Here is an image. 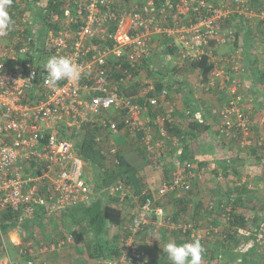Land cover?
Instances as JSON below:
<instances>
[{
    "label": "built area",
    "instance_id": "built-area-1",
    "mask_svg": "<svg viewBox=\"0 0 264 264\" xmlns=\"http://www.w3.org/2000/svg\"><path fill=\"white\" fill-rule=\"evenodd\" d=\"M60 1V12L52 13L41 34L35 17L40 1L12 0L21 14L12 20L11 31L0 36V264H49V255L74 243L72 233L53 240L41 228L43 221L90 204L94 194L87 164L74 141L60 135L62 128L79 131L88 123H100L112 135L114 160L119 150L113 140L116 135L137 141L150 155L164 149L167 140L179 145L168 128L174 125V110L158 112L168 91L152 97L154 81L146 78L140 95L125 90L134 81L136 66L150 60L162 43L173 47L184 63L208 57L213 65L200 89L222 95L220 138L241 150L264 149V133L254 132L251 115L242 105L239 76L246 71L242 59L216 58L212 51L213 44L226 46L234 39L235 31L227 22L237 11L254 15L248 0H231V4L180 0L176 5L156 0ZM12 3L9 11L15 14ZM53 55L71 58L79 65L80 78L61 80L56 87L45 83V65ZM151 110L157 112L155 116ZM185 116L191 119L192 114L186 111ZM206 172L199 163L176 161L171 178L155 196L143 202L135 198L137 214L121 239L120 256L100 264H146L140 235L153 217L172 231L191 232L186 242L202 243L217 233L213 227L200 231L191 221H174L161 202L172 194H190ZM127 191L129 186L119 184L110 194ZM13 221L17 225L5 231ZM239 233L252 235L246 230ZM256 242L264 243V223ZM253 245L250 239L241 248L248 251Z\"/></svg>",
    "mask_w": 264,
    "mask_h": 264
},
{
    "label": "trees",
    "instance_id": "trees-1",
    "mask_svg": "<svg viewBox=\"0 0 264 264\" xmlns=\"http://www.w3.org/2000/svg\"><path fill=\"white\" fill-rule=\"evenodd\" d=\"M41 3L40 9L35 13V17L40 20L41 23V34H45V31L48 27V21L51 17L52 13H59L62 7V2L60 0H38ZM129 1V0H126ZM157 2H170L173 5H176L180 0H156ZM258 1V0H255ZM263 0H259V2ZM216 4H219V1L215 0ZM264 3V2H263ZM16 10V13L13 14L9 11V15L13 20L19 14L18 5L16 3H12ZM256 5V2H252L251 5ZM262 25V23H261ZM259 27H261L259 25ZM237 33H235V37ZM264 38V37H263ZM264 42V39H263ZM162 49L159 50L158 54L164 53L169 60L173 58L176 54V50L171 46H162ZM194 70H198L201 72L204 81H206L209 77L213 69V65L209 63L208 57H203L200 61L194 62L190 64ZM124 67H128L127 64H124ZM151 66L148 61H144L141 64H138L134 73V81L130 85L129 88L125 89L128 95H140L147 84H144L146 79H150L154 81L155 88L151 93L152 97H157L160 95L163 89L168 91V99H172L174 95V83L172 84V80L175 77V74L172 75L169 72L165 71V68H161V70L157 72H153L150 70ZM114 71V68H113ZM116 71V66H115ZM146 72L148 75L143 77L142 72ZM111 75L117 78L116 72H111ZM146 78V79H145ZM167 79V80H166ZM175 79V78H174ZM166 98V99H167ZM166 101V100H164ZM161 102V105H163ZM142 102V101H141ZM164 111V110H163ZM161 109L158 112L163 114L167 113V111L163 112ZM155 113L151 110L150 115L155 116ZM122 125H120V128ZM192 126V125H191ZM169 128V132L171 135H181V129L179 127H171ZM77 131V130H75ZM68 131L62 128L60 135L73 140L77 149L78 154L83 159V161L91 166L92 172L89 176L92 187H93V196L90 204L80 205L76 208L68 210L65 212V218H69L73 220V223L76 225L77 229L72 232L74 242L76 244H83L86 246L87 253L89 259L92 261V264H100L103 261L114 260L120 256V252L122 249L121 240H117L116 238L112 241L107 239V227L112 225L116 228L124 229L128 224V220L125 216V211L121 207V197L116 192L114 195L110 194L112 188H116L119 184H123L124 186L133 187L136 189V197H138L139 202H143L147 197H153L154 194L146 191L144 189V185L141 182V178H139V174L141 168L136 166L137 162L131 156H127L118 150L117 156L112 160L110 157V142L112 140V135L106 129H104L100 123L91 124L88 123L82 126L81 130ZM183 137V136H182ZM188 138H183V150L180 156V160L182 162L193 161L194 155L191 153V147L188 143ZM236 147L237 144L233 143ZM239 146V145H238ZM252 154L257 158L258 162H262V157L260 158V154L264 149H259L257 147H253ZM139 155L141 159L144 161V164H150L149 160H157L160 154L155 153L151 155L147 152V150L142 147L139 150ZM148 154V155H147ZM159 156V157H157ZM236 161L242 162L239 158V155H236ZM161 164V161H158ZM172 163V162H171ZM202 165V164H201ZM165 169V172L169 171L168 165H163L162 167ZM263 168V177H264V167ZM228 168H224L225 179L229 181L227 185V189H220L216 187L215 192L209 196V199L214 200L215 206L209 207L208 205L200 204L196 209L195 220L191 221L195 225L200 226L201 214L200 212L203 210L207 216L213 218L215 217H223L225 216L228 220H226V228L224 231H221L218 234L213 233L208 239L213 240L211 243V264H263L260 261V258L257 257V254H260V246L259 243L256 242V234L261 224L264 223V195L259 192L258 196L256 192H252L248 187V184H240L238 183H230V179L228 177ZM219 170L214 169L213 173L216 174ZM242 176V174H241ZM240 174H235V177L238 181L241 178ZM168 177V174H167ZM170 179V178H169ZM166 180L165 182H167ZM164 182V183H165ZM100 194V195H99ZM191 195V194H190ZM184 195L182 198H169L170 201H173L174 208H177L176 213L167 214L173 217L174 221H180L183 219V214L188 212V205L190 203L189 196ZM179 207V208H178ZM241 207H246L253 211L252 216L250 218L244 217L242 214L238 213V210ZM230 208V210H228ZM8 216V215H7ZM15 218V217H14ZM187 221L186 218L183 219V222ZM6 224V222H5ZM215 224V222L213 223ZM17 225L16 221H13L8 226L4 227L5 231L13 228ZM11 226V227H9ZM147 230V228H145ZM144 230V231H145ZM240 230H246L251 232L252 235L248 238L239 233ZM128 229L126 230V235ZM191 232L187 234L180 232H167L164 231L161 233V243L158 250H160V257L157 264H170L167 254L164 253V245L170 240H174L175 243H185L190 238ZM120 238V237H119ZM254 241V245L246 252L241 248L246 245L249 240ZM141 245V243H140ZM156 248V247H155ZM149 246H145V252H152ZM240 250V251H239ZM263 256L261 255V259ZM202 264L206 263L204 257L202 259ZM210 264V263H209Z\"/></svg>",
    "mask_w": 264,
    "mask_h": 264
},
{
    "label": "crops",
    "instance_id": "crops-1",
    "mask_svg": "<svg viewBox=\"0 0 264 264\" xmlns=\"http://www.w3.org/2000/svg\"><path fill=\"white\" fill-rule=\"evenodd\" d=\"M226 1L228 4H231V0ZM248 1L255 16L253 14L247 13V11H237L236 14H234L227 22V26L232 27L235 33H237V36L234 37L230 44L226 46H215L213 44L212 51L214 57L216 58L238 55L242 59V64L246 69V71L239 76L242 85V105L247 113L251 115L254 125V132L256 134H263L264 47H262V44L264 43V19L261 17V14L264 13V0L263 2H259V0ZM252 2H256V5H251ZM259 25L261 27H259ZM165 45L166 44L162 43V45L159 46V49ZM159 49L156 52L157 54ZM172 59H176L174 66L169 65ZM165 60H167V63L164 61V64L166 65L162 68H165V71L169 72L171 75L172 73L175 74V79L173 78L172 80V84L174 83V95L172 96L171 100L167 98L166 101L162 103L163 105H161V110H164L165 112L170 109L174 110L173 127H179L182 132L181 135L183 136L173 135L178 138L179 145L176 146L175 142L167 140V145L159 152L160 157L157 156L159 158H157L156 161L149 160L151 162L150 164H144V161L139 155V150L142 149V146H140L137 141L131 142L127 137L122 135H116L115 139L118 149L121 150V152L125 155L134 158L137 162L136 166L141 168L139 178H141L144 189L155 196L162 184L171 178L176 161L180 159L183 150V138L187 137L189 139L187 144H189L191 147V153L194 155L193 157L195 159L193 162L199 163V165L205 168L207 172L205 174L204 181L196 183L193 192L190 193L191 195L188 194L190 195V203L188 205V212L183 214V219L188 218L191 219V221L195 220L194 217L196 216V208L200 206V204L204 203L207 205L209 203V196L215 192V185H217V181L219 180L218 177L221 174H224V171L221 170L224 168L229 169L228 177L231 180L230 183L234 184L239 182V185L240 183H249L248 187L251 189L254 181V187H256L254 189H256L257 196L259 192H263L261 194L264 195V177L262 176V167H264V150L260 154V158H263L262 162L259 163L258 160H256L257 158L252 154L253 150H241L236 146L224 142L220 138L218 131L220 125L219 111L224 102L222 95L216 90L206 91L204 89H200V85L204 82L201 72L194 70L190 64L182 62L178 58L177 53L173 58H171V60H169L168 57L165 58ZM151 69L158 71L152 66ZM186 111L191 112V119L185 116ZM200 117L201 119H199ZM236 155H239V158L242 162L235 163L237 160ZM158 161H161V164L158 163ZM165 164L169 166V171L172 166L171 171L168 173L162 168ZM214 168L219 170L216 174L212 172ZM235 174H240V176L242 174L239 181L235 177ZM227 183H229V181H227ZM226 187L225 189H227ZM130 188L131 191H127V194L119 193L121 197V207L125 211L128 224H130L136 217L138 210V203L135 200L137 195L136 189L133 187ZM251 191L254 192L253 189H251ZM173 197L182 198L185 196L180 194H172L161 201L163 202L165 212L169 215H172L177 211V208H174V204H172L173 201L169 200V198ZM161 202H158V204ZM238 213L242 214L246 218H250L253 211L247 209L246 207H241L238 210ZM200 214V224L202 225L204 222L206 223L204 226H198L200 231L203 229L202 227L215 228L217 231L215 234L220 233L221 229L222 231L225 230L227 225L224 220V223H219V217L214 216L211 218L207 216L203 210L200 212ZM214 222L215 224H213ZM128 224L123 230L120 229V232L125 234ZM146 228L147 230L144 229L145 231H143L140 235V242L142 245L146 246V244H148L150 247L152 244L150 242V238H153L154 236L158 240L157 244L153 243L154 248L157 246L159 247L161 243L160 235L162 232H176L172 231L166 225L161 224L156 217H153V219L150 221V224ZM117 230L119 231V228L109 225L107 227V236L116 234V236L114 235L115 237L113 236L111 239L113 240V238L115 239L117 237L119 239V232ZM213 233L214 232H212V234ZM209 237H207L201 244L206 250L203 254V257L206 263L211 264L210 249L213 240L208 239ZM170 241L174 242V240ZM261 255L257 254V257L261 259Z\"/></svg>",
    "mask_w": 264,
    "mask_h": 264
},
{
    "label": "rangeland",
    "instance_id": "rangeland-1",
    "mask_svg": "<svg viewBox=\"0 0 264 264\" xmlns=\"http://www.w3.org/2000/svg\"><path fill=\"white\" fill-rule=\"evenodd\" d=\"M136 2L139 3L138 0H133L132 1L133 4H135ZM39 8L40 7L38 6L37 10ZM262 47H264V43L262 44ZM158 49L156 51H158ZM161 49L162 48H160L159 50H161ZM165 58H167V56L164 53L157 54L155 52L153 54V56H152V59L149 60V64H150V66L156 68L159 71V70H161V68L163 66L166 65V64H164V61L167 63V60H165ZM175 60L176 59H172L171 63L169 65L170 66H174L175 62H176ZM150 70L153 71V72H157L156 70L154 71L153 69H150ZM162 71H164V70H162ZM142 75H143V77H146L148 74L144 71V72H142ZM146 78H148V77H146ZM115 139H116V136L113 137V140H115ZM110 158L112 160L114 159V157L112 155H111ZM214 169H216V168H214ZM221 170L223 171V169H221ZM85 171H86V175L90 176L91 172H92L91 166L87 165V167L85 168ZM213 171L214 170H212V172ZM221 172H219V173H221ZM220 176L222 178L217 181V185H215V186L220 188V189H224L225 190V187L228 185L227 180L225 179V175L224 174H221ZM219 177H218V179H219ZM254 184H255V182L253 181L251 189H253L254 192H256V189H254V188H256V187H254ZM207 205L210 208L215 206L214 200L209 199V203ZM64 216H65V214H63L59 218L49 219L48 221H43L41 223V228H42V231H43L42 233L44 234L45 237H50L53 240H57L58 238L61 237V235H63V233H72L73 231H75V229H77L76 225L73 223V220L70 219V217L66 219ZM186 220L187 221H191V219H188V218ZM216 221H217V219H216ZM208 222H210V221H208ZM218 222L219 223L220 222L224 223V221H223V219L221 217H220V221H218ZM204 225H206L205 222L201 226H204ZM221 231H222V229H221ZM118 232H119L118 235L120 237L118 240L120 241L123 238L124 234L122 232H120V230ZM114 235L116 236V234L107 236V239H109V241H112L111 237H113ZM157 241L158 240L154 236H153V238H150V242L152 243L150 248H152L151 249L152 252H146L147 253L146 254V264H157V262L159 261V257H160V253L159 252H160V250H158L157 247L154 248V246H153V243L157 244ZM147 245L148 244H146V246ZM140 246L145 251V245L141 244ZM259 246L261 248L260 249V253L264 257V243L259 244ZM260 261L264 264V258L260 259ZM48 262H49V264H92V261L88 257L86 246L83 245V244H76L75 242L73 244L67 245L66 247L61 248L57 252L49 255L48 256Z\"/></svg>",
    "mask_w": 264,
    "mask_h": 264
},
{
    "label": "clouds",
    "instance_id": "clouds-1",
    "mask_svg": "<svg viewBox=\"0 0 264 264\" xmlns=\"http://www.w3.org/2000/svg\"><path fill=\"white\" fill-rule=\"evenodd\" d=\"M12 0H0V36H6L12 29L13 21L9 15ZM45 83L56 87L61 80H78L81 76L79 65L67 56H51L46 65ZM170 264H202L206 251L199 240L177 244L169 241L164 245Z\"/></svg>",
    "mask_w": 264,
    "mask_h": 264
}]
</instances>
